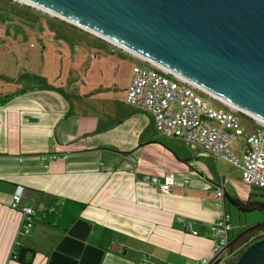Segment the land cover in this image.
Instances as JSON below:
<instances>
[{"label":"crops","instance_id":"0c3cea01","mask_svg":"<svg viewBox=\"0 0 264 264\" xmlns=\"http://www.w3.org/2000/svg\"><path fill=\"white\" fill-rule=\"evenodd\" d=\"M61 38L24 34L18 61L0 65V264H64L55 249L79 221L89 225L86 245L103 252L99 264H187L213 258L210 227L222 211L232 220L230 200L261 217L264 192L239 169L160 137L152 117L127 104L136 56L102 44L57 48ZM24 74L52 89L16 83ZM169 174L170 194L143 182ZM15 195L34 210L29 234L11 209Z\"/></svg>","mask_w":264,"mask_h":264},{"label":"water","instance_id":"95a60500","mask_svg":"<svg viewBox=\"0 0 264 264\" xmlns=\"http://www.w3.org/2000/svg\"><path fill=\"white\" fill-rule=\"evenodd\" d=\"M22 1L75 23L264 125V0ZM86 226L79 221L64 232L55 249L64 264H99L103 252L86 245ZM234 264H264V238L248 245Z\"/></svg>","mask_w":264,"mask_h":264},{"label":"built area","instance_id":"2783aa9c","mask_svg":"<svg viewBox=\"0 0 264 264\" xmlns=\"http://www.w3.org/2000/svg\"><path fill=\"white\" fill-rule=\"evenodd\" d=\"M138 59L148 63V67H133L126 94L127 104L149 114L160 137L179 139L189 148L198 147L212 154L217 160L239 169L244 184L264 192V125L228 105L229 110L216 108L214 103L219 101L208 94L154 64ZM241 114L248 117L245 125ZM143 182L163 194H170L177 185L171 174L166 175L164 180L144 177ZM224 195L222 190L216 193L219 199ZM220 206L222 208L224 203L221 202ZM11 209L21 213L22 233L29 234L34 226V210L22 206L18 195L13 196ZM55 209L51 207L48 212L53 213ZM231 231V216L222 211L210 227L213 258H202L187 264H210L218 260L219 264L235 262L246 244L231 251ZM11 260H18L17 252L11 254Z\"/></svg>","mask_w":264,"mask_h":264},{"label":"rangeland","instance_id":"374dc122","mask_svg":"<svg viewBox=\"0 0 264 264\" xmlns=\"http://www.w3.org/2000/svg\"><path fill=\"white\" fill-rule=\"evenodd\" d=\"M24 34H31L36 36L42 35L45 37L44 41L46 44L47 42L53 43L55 36L62 37L61 40H65H62L63 43L61 41L60 43L58 42L57 48H62V46L67 43V47H74L75 49H85L87 47L94 48L97 44H102L106 48L116 49V47L106 43L100 38L95 37L94 35H92V33L90 34L79 27L53 17L32 6L22 4L14 0H0V54L8 55V59H6V57L3 58L5 61H2L0 63L1 66H10L11 68L13 61H18V56L21 55L19 54V50L21 49V42H17L16 38H24ZM5 51L7 52L6 54ZM17 65L18 67L21 66L20 64ZM136 65L141 67H148V63L139 59H137ZM214 106L221 110L230 109V107H228L227 105L221 104L219 102H215ZM246 122V120H243V125H245ZM178 144L185 146V148H188L186 145H183L179 141ZM261 195L262 196L259 198V201L264 204V193H261ZM232 213L231 223L232 226L235 227V229H238L239 222H242L241 225H250L251 222L257 221L253 219V214H256L257 212L241 215L237 210H235L234 206H232ZM245 220H247V222L243 224ZM261 238H264V229L258 230L257 232L253 233L250 238L244 240L241 246L239 248H236L235 250L241 249V247H243L245 244L247 247L251 243ZM90 243H92V241H90ZM234 263L235 262L232 261L230 264Z\"/></svg>","mask_w":264,"mask_h":264},{"label":"flooded vegetation","instance_id":"af4514ba","mask_svg":"<svg viewBox=\"0 0 264 264\" xmlns=\"http://www.w3.org/2000/svg\"><path fill=\"white\" fill-rule=\"evenodd\" d=\"M255 210L260 213L261 217L257 221L253 222L252 225L250 224V225L244 227L243 229L238 231L237 234L234 235V237L230 238V243H231L235 238L238 237V239L236 240V242H234L233 245L230 246V244H229L230 249L235 250L236 248H239L241 246V244L243 243V241L250 238L253 235V233L257 232L258 230L264 229V226H263V227L258 228L256 230L249 231L248 233H244V232H246V230L252 228L256 224H264V207L257 208Z\"/></svg>","mask_w":264,"mask_h":264},{"label":"trees","instance_id":"16d2710c","mask_svg":"<svg viewBox=\"0 0 264 264\" xmlns=\"http://www.w3.org/2000/svg\"><path fill=\"white\" fill-rule=\"evenodd\" d=\"M15 82L16 83H23V84L30 83L31 85H33L32 89H38L40 87L47 88V89H52L51 87H49L47 85V82L43 78L35 76V75H30V74H24V75L20 76L18 78V80H16ZM2 101L0 100V102H2ZM241 117L244 120L248 119V117H246V116H244L242 114H241ZM230 204L233 205V206L235 205L234 202H232L231 200H230Z\"/></svg>","mask_w":264,"mask_h":264},{"label":"bare ground","instance_id":"6f19581e","mask_svg":"<svg viewBox=\"0 0 264 264\" xmlns=\"http://www.w3.org/2000/svg\"><path fill=\"white\" fill-rule=\"evenodd\" d=\"M14 1L34 7L33 5H31V4H27V3H25V2L22 1V0H14ZM34 8H36V7H34ZM36 9H38V8H36ZM38 10H40V9H38ZM40 11H42V10H40ZM43 12H44V11H43ZM45 13H46V12H45ZM47 14H48V13H47ZM49 15H50V14H49ZM51 16H52V15H51ZM53 17H54V16H53ZM65 22H67V23H69V24H72V25H74V26H76V27H79V26H77L75 23H72V22H70V21H65ZM79 28H80V27H79ZM81 29H82V28H81ZM82 30H84V29H82ZM85 31H87V30H85ZM87 32H89V31H87ZM89 33H91V32H89ZM92 34H93V33H92ZM228 106L232 107L231 105H228ZM232 108H233V107H232Z\"/></svg>","mask_w":264,"mask_h":264}]
</instances>
